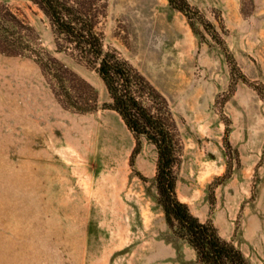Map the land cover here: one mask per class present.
<instances>
[{"label":"rangeland","instance_id":"rangeland-1","mask_svg":"<svg viewBox=\"0 0 264 264\" xmlns=\"http://www.w3.org/2000/svg\"><path fill=\"white\" fill-rule=\"evenodd\" d=\"M167 100L178 198L264 264V0H76ZM32 0H0V264H200L157 202L158 153L59 50Z\"/></svg>","mask_w":264,"mask_h":264},{"label":"trees","instance_id":"trees-1","mask_svg":"<svg viewBox=\"0 0 264 264\" xmlns=\"http://www.w3.org/2000/svg\"><path fill=\"white\" fill-rule=\"evenodd\" d=\"M50 19L59 50H72L92 65L110 94L116 111L135 136L156 147L157 202L169 227L196 252L200 264H249L243 251L225 240L211 221H201L178 198L180 145L167 100L116 51L106 50L97 30V15L76 0H32Z\"/></svg>","mask_w":264,"mask_h":264}]
</instances>
